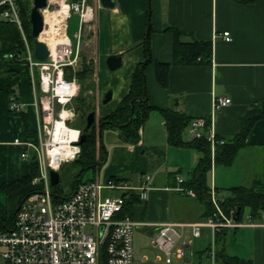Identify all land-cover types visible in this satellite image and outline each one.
Returning <instances> with one entry per match:
<instances>
[{"label": "crops", "instance_id": "crops-1", "mask_svg": "<svg viewBox=\"0 0 264 264\" xmlns=\"http://www.w3.org/2000/svg\"><path fill=\"white\" fill-rule=\"evenodd\" d=\"M113 2V8H106L110 9L111 40L109 45L106 44L105 56L107 58L110 54L121 55L122 70L111 74L110 82H105L102 89L97 85L100 96L96 101V117L111 112L128 92L131 73L136 64L145 57V48L142 45L132 48L131 46L145 37L147 26L151 29L148 45L153 61L145 69V77L150 103L155 109L150 111L147 120L139 129V140L136 143L110 140L107 146L104 145L106 159L102 165L94 169V172L95 178L101 179L100 181L113 177L125 179L133 186L147 184L146 198L133 202L126 215L139 223L133 234L136 254L155 259L160 255V251L153 246L152 237L157 233L159 225L173 222L178 229L179 223L202 221L206 211L205 205L196 196L182 195L170 189L177 185L176 176L179 173L169 169L168 151L173 146L167 141L164 119L158 109L173 107L191 118L210 117L214 134L218 136L217 138L225 140L231 139L238 132L241 117L252 106L264 113V0L251 2L113 0ZM95 3L96 8L103 7L99 0H95ZM167 26L180 30L182 35L179 39L182 41H209L210 62L175 64L173 62L175 37L172 31L165 30ZM225 31L229 32L230 40L224 39ZM96 41L97 37L95 43ZM95 62L97 63V58ZM156 62L169 63L165 88L156 79ZM0 84L10 87L22 104V110L18 113L5 110L4 97L0 90L1 186L3 183L15 181L29 171L28 162L19 157L21 148L12 142L15 138L35 136L37 110L33 103L34 96L27 68L23 62H0ZM108 90L111 91L110 100L106 103L101 102L100 105L104 93ZM215 96H227L231 102L213 110ZM24 121L27 122V132L24 129ZM184 132L189 133L187 128ZM191 138H185L183 135L184 140ZM245 143L236 156L240 159L238 165L241 168L246 165L253 169L251 162L260 159L264 161V117L254 122ZM236 158L228 167L234 165ZM213 167L210 172V183L214 185L217 197H220L219 190L228 189L217 187ZM146 174L149 175L147 181L144 178ZM257 177L244 179L243 183L238 185L249 186ZM21 196L22 194H19L16 207ZM0 205L5 209V214L3 213L5 224H9L12 207L7 206L8 204ZM1 226L4 224L0 223V229ZM234 229V235L231 237H228V230L225 232L223 243L226 252L249 259L252 264H264V216ZM136 236L140 239L137 244ZM183 241L186 244L184 258L173 256L170 263L160 264H211L208 256L210 243L208 228H202L201 236L193 237L190 227L186 226ZM221 242L219 239L218 247ZM214 264H219L217 255Z\"/></svg>", "mask_w": 264, "mask_h": 264}, {"label": "built area", "instance_id": "built-area-1", "mask_svg": "<svg viewBox=\"0 0 264 264\" xmlns=\"http://www.w3.org/2000/svg\"><path fill=\"white\" fill-rule=\"evenodd\" d=\"M0 5H6L1 18L19 27L25 46L24 51L9 53L6 57L25 64L37 110L35 136L15 138L12 142L21 148V160L36 162L37 173L31 180V188L8 219L9 224L0 229V258L4 263L99 264L102 249L106 264L170 263L173 256L184 258V229L189 226L193 237L201 236L202 228L209 229L208 256L214 264L216 234L222 229L238 228L246 223L238 217L235 219L237 210H223L219 206L212 183V213L199 222L179 223L178 229L173 222L159 225L152 237L153 246L160 251L155 259L137 255L134 250L133 234L139 223L127 215L118 216L123 209L125 194L137 192L139 200L146 198V183L133 186L125 179L110 177L100 181L94 178L79 182L66 198H54L49 170L59 171L64 162L75 160L80 153L82 131L73 125L77 113L71 105L78 82L74 77L66 78L65 74L78 65L81 26L93 19L94 9L86 0H46V6L41 10L43 29L40 35L43 39H39L45 42L48 54L45 59H40L34 55L33 47L23 33L17 2L0 0ZM72 13L79 19V30L75 34L78 41L74 48L67 35L68 18ZM223 37L231 39L228 31L223 32ZM230 102L227 96H215L213 110ZM8 109L15 113L22 110L14 93L9 96ZM187 129L192 138H204L209 142L211 155L216 144L225 142L214 134L210 117L193 118ZM144 178L147 181L149 175ZM176 180L177 185L171 190L196 196L195 191L184 184L185 179L176 176ZM110 191L118 194L106 195ZM248 217L251 219L250 215Z\"/></svg>", "mask_w": 264, "mask_h": 264}, {"label": "trees", "instance_id": "trees-1", "mask_svg": "<svg viewBox=\"0 0 264 264\" xmlns=\"http://www.w3.org/2000/svg\"><path fill=\"white\" fill-rule=\"evenodd\" d=\"M20 8V20L23 33L33 47V37L31 35V25L29 21V13L31 9L30 0H15ZM241 2H251L252 0H239ZM6 5H0V14ZM149 33L141 41L134 44L132 47L142 45L145 48L144 60L137 63L131 73V83L128 92L122 97L117 106L108 114L98 117L96 128L93 123L90 128L84 131L85 138L80 144V153L78 157L71 161L77 167L76 181L73 189L81 182L79 176L89 169H95L102 165L106 159V148L103 143L98 145L97 139L102 140V134L105 130L118 128L119 138L122 143H136L139 140V129L147 120L151 110L155 109L150 103L149 92L146 84L145 69L153 61L149 49ZM165 30H170L174 34L173 46V62L181 65H192L197 63L210 62L211 58V43L209 41H182L179 37L182 32L172 26L165 27ZM24 41L19 27L8 20H4L0 16V62L8 63L9 61H18L16 58H7L9 53H20L24 51ZM92 68L85 66L83 73L91 72ZM169 72V63L156 62L155 76L158 83L162 87L167 86ZM70 72L66 71V78H70ZM80 75V72L78 73ZM0 90L4 97V108L8 109L9 96L13 93L8 86L0 84ZM85 98H77L75 100V108L80 113V127L85 126L86 115L95 110V107L89 103H85ZM164 119V127L167 134V141L173 147L194 148L201 152L198 162L190 175L185 179L184 184L192 188L196 193V198L201 201L205 207V217L212 213L213 205L210 201L211 183L209 175L212 166L222 165L225 167L231 166L234 162L239 150L246 145L245 138L250 131L254 122L262 117L264 113L257 107H251L240 120V128L238 132L229 140H225L223 144H216L213 155L209 142L204 138L183 139V133L190 121L193 119L186 116L184 113L175 110L173 107L158 109ZM24 129L27 132V122L24 121ZM99 129H101L99 135ZM97 130V132H96ZM218 137V136H217ZM29 171L27 174L19 177L10 183H3L0 186V192L9 193L24 186L31 188V180L37 173V166L34 160L28 162ZM72 189V191H73ZM52 194L55 199L66 198L69 194L62 195L59 183L51 187ZM229 194L223 198L218 197L219 206L223 210L240 209L238 220H242V211L245 207L249 208L251 220L261 219V214L264 212V182L255 180L249 186L236 185L228 188ZM27 194V193H26ZM24 193L23 196L26 195ZM19 199L18 203L22 200ZM125 202L122 211L118 214L123 217L130 211V205L138 201L139 197L135 192H130L124 196ZM4 207L0 205V223L5 224ZM12 212L10 218L14 214ZM4 213V214H3ZM3 227V226H1ZM227 229H222L216 234L217 243L222 240L221 245L217 246L216 255L219 264H252L249 259H245L236 255H230L226 252L223 238ZM99 264H106L105 253L102 249Z\"/></svg>", "mask_w": 264, "mask_h": 264}, {"label": "rangeland", "instance_id": "rangeland-1", "mask_svg": "<svg viewBox=\"0 0 264 264\" xmlns=\"http://www.w3.org/2000/svg\"><path fill=\"white\" fill-rule=\"evenodd\" d=\"M30 2L32 5V0H30ZM86 2L91 7H93L94 17L90 22L83 24L81 26L82 28L80 30V37H79L78 65L74 70L70 71L69 73L70 77L76 78L78 82L77 84L78 89L75 96L72 99L71 105L74 108L75 112L77 113L73 125L79 129H82V127H80L79 117H78L80 113L75 108V100H77V98H85L86 101L85 103L90 102V104H92L96 110V104H97L96 101L97 99H99L100 96L99 92H97V85L99 86L100 89H102L103 85H105V82H110L111 74H114L115 72H117V70L118 71L122 70L120 69L121 67H119L116 70H109L105 63V59H106L105 47L107 46L106 44L109 45V42L111 40L110 13H109L110 9H106L105 7L96 8L97 3H95V0H86ZM78 30H79L78 15L72 13L71 16L68 18L67 35L71 39L73 48L78 41L75 35ZM96 33L98 36L96 35ZM95 37H97L98 40L96 41V43H95ZM96 58H97V63L95 62ZM33 59L35 60L36 58L34 57ZM85 66H89L90 68H92V71L83 73ZM79 72L80 75L78 74ZM101 102H103L102 99L100 101V105H102ZM97 120L98 117H96V122H95L96 128L98 130ZM183 135L185 138L191 137V134L187 132H184ZM102 139H103L102 140L103 144L106 146L107 144H109L110 140L119 141L120 138H119L118 128L105 130L102 134ZM97 143L98 145H100V140L97 139ZM178 150L179 149L175 147H171L168 151L169 169L170 171H174V172L176 171L177 173H179L178 176H180L181 178L187 179L190 175L188 174V172L193 170L194 167L196 166L198 159L201 155V152L194 148L182 149L179 151ZM256 161L257 162H251L252 166L254 167L253 169H251L246 165L245 167L242 166V168L241 166L239 167L240 165L239 158H236V161L232 167L215 165L213 167L214 168L213 172L216 178L217 187L222 186L228 189L234 185L243 183L244 179L245 180L250 179L255 176H258L257 179H260L261 181L264 182V161L261 159ZM58 172L60 175L59 186L61 189V194L62 195L69 194L73 189L74 182L76 181V175L78 172L77 167H75L71 161L64 162L61 165ZM95 176L96 173L94 172V170L89 169L83 172V174L79 176V181L82 182L88 179H93L95 178ZM208 177L210 181V175ZM28 187H29L28 185L24 186L17 191L9 192L10 194L0 192V203L3 205L8 204L7 206L12 207L11 212L14 211V209L16 208V201L19 194H22V196L24 195V193L26 194L29 191ZM219 191L221 198L227 196L228 193L227 190H219ZM117 194L118 192L116 191L115 192L110 191L106 193V195H117ZM248 214H249V208L245 207L242 211V218L245 223L251 221V219H249L248 217ZM261 216H264V212H262ZM227 230H228V237L234 235L233 234L234 233L233 230H235L234 228H230ZM139 240H140L139 237L136 236L135 244H137ZM0 264H5L1 258H0Z\"/></svg>", "mask_w": 264, "mask_h": 264}, {"label": "water", "instance_id": "water-1", "mask_svg": "<svg viewBox=\"0 0 264 264\" xmlns=\"http://www.w3.org/2000/svg\"><path fill=\"white\" fill-rule=\"evenodd\" d=\"M99 3L101 4V6L105 8H113L114 6L113 0H99ZM45 6H46V0H32V5H31L30 13H29V21L31 25V35L33 37V52H34V55L40 59H45L48 54V49H47L45 42L39 39V35L43 29V15H42L41 10ZM148 33H149V26H147L145 36H147ZM105 63L109 70H115L121 66V63H122L121 55L110 54L107 56ZM110 98H111V91H107L104 94L103 102L106 103L107 101L110 100ZM95 122H96V113L94 110H92L86 115L85 126L80 135L79 144H81L83 139L85 138L84 131L90 128V126ZM100 131L101 129H99V135H101ZM100 143H103L102 140H100ZM49 177H50V183L52 186H55L59 183L60 175L58 171L49 170ZM239 214H240V209L238 208L235 213V219H237Z\"/></svg>", "mask_w": 264, "mask_h": 264}, {"label": "bare ground", "instance_id": "bare-ground-1", "mask_svg": "<svg viewBox=\"0 0 264 264\" xmlns=\"http://www.w3.org/2000/svg\"><path fill=\"white\" fill-rule=\"evenodd\" d=\"M39 38L43 39V35L41 34Z\"/></svg>", "mask_w": 264, "mask_h": 264}]
</instances>
